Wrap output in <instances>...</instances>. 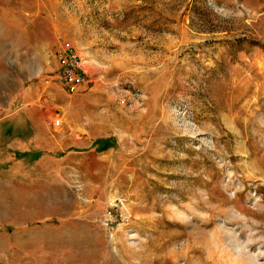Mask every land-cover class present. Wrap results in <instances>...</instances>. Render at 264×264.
<instances>
[{"label":"rangeland","instance_id":"1","mask_svg":"<svg viewBox=\"0 0 264 264\" xmlns=\"http://www.w3.org/2000/svg\"><path fill=\"white\" fill-rule=\"evenodd\" d=\"M38 146L79 155L83 219L58 228L83 234L33 252L0 221V264H264V0H0V183L49 177Z\"/></svg>","mask_w":264,"mask_h":264},{"label":"crops","instance_id":"2","mask_svg":"<svg viewBox=\"0 0 264 264\" xmlns=\"http://www.w3.org/2000/svg\"><path fill=\"white\" fill-rule=\"evenodd\" d=\"M36 148L39 151L42 149L40 146ZM61 149H63V155L41 150L44 155L39 157L37 163L40 162L39 166L43 171L49 172V177H35L30 182L0 183V221L9 220L12 224H16V227L31 226L29 228L34 231L27 233V236L33 238L32 244L36 246L33 252H61L68 244L66 240H70L72 244L75 242L73 236L81 239L83 234L82 231H78L77 235L72 231L66 234L64 228L63 230L58 228L66 220L81 221L83 219V192L80 191L83 188L82 182L75 180L70 173L74 172L73 166L77 164L79 155L76 151ZM71 158L74 160L69 162ZM67 166H70L72 170ZM3 188L9 190L1 191ZM5 193L10 196L11 201L7 204L4 202L1 209ZM3 210L5 216L1 217ZM32 222L35 224L32 225ZM0 246L6 247L0 249L2 253L14 252V242L8 237L6 229L0 231ZM2 261L5 262V260Z\"/></svg>","mask_w":264,"mask_h":264},{"label":"built area","instance_id":"3","mask_svg":"<svg viewBox=\"0 0 264 264\" xmlns=\"http://www.w3.org/2000/svg\"><path fill=\"white\" fill-rule=\"evenodd\" d=\"M56 57L61 66L63 81L69 91L75 92L79 86L89 82L90 75L85 68L84 59L70 41H65L57 49ZM55 123L60 125V119H56ZM131 217L130 212L125 209L124 202L119 198L111 200L105 211V218L114 225L127 226Z\"/></svg>","mask_w":264,"mask_h":264},{"label":"bare ground","instance_id":"4","mask_svg":"<svg viewBox=\"0 0 264 264\" xmlns=\"http://www.w3.org/2000/svg\"><path fill=\"white\" fill-rule=\"evenodd\" d=\"M16 215V214H15Z\"/></svg>","mask_w":264,"mask_h":264}]
</instances>
